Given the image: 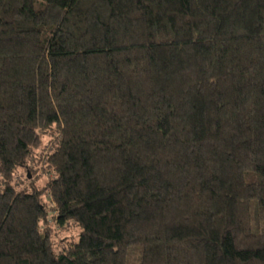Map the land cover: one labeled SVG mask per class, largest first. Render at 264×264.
<instances>
[{
    "label": "trees",
    "instance_id": "1",
    "mask_svg": "<svg viewBox=\"0 0 264 264\" xmlns=\"http://www.w3.org/2000/svg\"><path fill=\"white\" fill-rule=\"evenodd\" d=\"M0 264H264V0H0Z\"/></svg>",
    "mask_w": 264,
    "mask_h": 264
},
{
    "label": "rangeland",
    "instance_id": "2",
    "mask_svg": "<svg viewBox=\"0 0 264 264\" xmlns=\"http://www.w3.org/2000/svg\"><path fill=\"white\" fill-rule=\"evenodd\" d=\"M44 143H45V145L48 144V147L50 146L49 145V137L45 136ZM22 173L24 174L22 180L26 181L23 184L24 186H27L28 183L31 181V182L35 183V185L38 188L45 189L47 187L51 177L53 176L54 172H53L52 167L43 168L42 164L34 166L32 163H28L24 167ZM56 232H57V230H56ZM74 233H76L78 235L79 229H75ZM56 235H57L56 239H57L58 244H60V246H62L61 234L59 233V231L57 232ZM77 235H76V238H77Z\"/></svg>",
    "mask_w": 264,
    "mask_h": 264
}]
</instances>
